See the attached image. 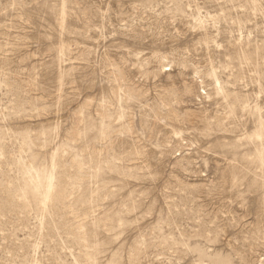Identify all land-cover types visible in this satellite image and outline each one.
<instances>
[{"label":"rangeland","instance_id":"1","mask_svg":"<svg viewBox=\"0 0 264 264\" xmlns=\"http://www.w3.org/2000/svg\"><path fill=\"white\" fill-rule=\"evenodd\" d=\"M0 264H264V0H0Z\"/></svg>","mask_w":264,"mask_h":264}]
</instances>
